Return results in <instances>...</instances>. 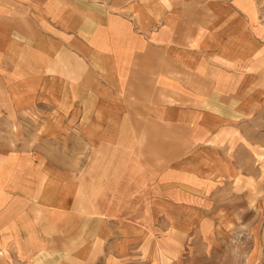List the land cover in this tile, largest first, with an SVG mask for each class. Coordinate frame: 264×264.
<instances>
[{
    "label": "crops",
    "instance_id": "obj_1",
    "mask_svg": "<svg viewBox=\"0 0 264 264\" xmlns=\"http://www.w3.org/2000/svg\"><path fill=\"white\" fill-rule=\"evenodd\" d=\"M257 146L264 0H0V264L229 246Z\"/></svg>",
    "mask_w": 264,
    "mask_h": 264
},
{
    "label": "rangeland",
    "instance_id": "obj_2",
    "mask_svg": "<svg viewBox=\"0 0 264 264\" xmlns=\"http://www.w3.org/2000/svg\"><path fill=\"white\" fill-rule=\"evenodd\" d=\"M255 162L248 172L241 191L246 194V213L234 214L232 206L229 215L231 224L229 230L207 233L200 238L214 237L230 240V245L224 248L214 247H185L184 253L193 251V257L189 256L185 264H264V146L252 148ZM239 184H237V187ZM238 190V189H237ZM205 235V234H204ZM220 249L225 254V259L217 262ZM203 259L210 262H201Z\"/></svg>",
    "mask_w": 264,
    "mask_h": 264
}]
</instances>
